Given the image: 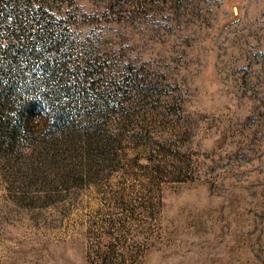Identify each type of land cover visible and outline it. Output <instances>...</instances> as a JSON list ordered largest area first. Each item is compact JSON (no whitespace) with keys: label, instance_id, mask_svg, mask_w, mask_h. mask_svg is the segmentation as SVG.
<instances>
[{"label":"rangeland","instance_id":"374dc122","mask_svg":"<svg viewBox=\"0 0 264 264\" xmlns=\"http://www.w3.org/2000/svg\"><path fill=\"white\" fill-rule=\"evenodd\" d=\"M0 264H264V0H0Z\"/></svg>","mask_w":264,"mask_h":264}]
</instances>
